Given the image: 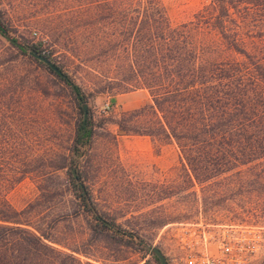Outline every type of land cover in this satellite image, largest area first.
Wrapping results in <instances>:
<instances>
[{
  "label": "rangeland",
  "instance_id": "obj_1",
  "mask_svg": "<svg viewBox=\"0 0 264 264\" xmlns=\"http://www.w3.org/2000/svg\"><path fill=\"white\" fill-rule=\"evenodd\" d=\"M160 2L173 24L196 22L213 5V0ZM146 4L0 0V21L9 34L51 53L82 87L94 123L93 143L78 157L72 150L82 101L0 33V171L16 176L0 183L1 189L20 212L18 220L82 264H158L137 238L158 246L176 264L173 258L182 250L175 228L181 223L211 231L225 225L253 228L260 234L259 249L242 264H264L263 199L246 194L236 184L237 174L220 175L211 188L202 185L191 159L167 135L152 91L130 68L147 43L140 34ZM216 25L205 31L208 48H215L207 49L210 59L242 60L222 46ZM198 160L211 162L206 155ZM74 164L98 213L120 225L124 237L93 229V213L72 191Z\"/></svg>",
  "mask_w": 264,
  "mask_h": 264
},
{
  "label": "trees",
  "instance_id": "obj_2",
  "mask_svg": "<svg viewBox=\"0 0 264 264\" xmlns=\"http://www.w3.org/2000/svg\"><path fill=\"white\" fill-rule=\"evenodd\" d=\"M146 2L140 34L147 43L138 52L142 54L129 62L137 81L152 91L167 135H173L191 159L197 180L211 188L220 175L231 179L237 174L236 184L246 194L263 199L264 217V0H213L211 11L201 12L196 22L181 24L172 23L160 0ZM216 24L222 46L227 44L231 54L242 56V60L210 59L207 49L215 48H208L205 31L207 25ZM1 26L9 30L5 24ZM12 37L21 52L29 54L32 48L52 59L39 45ZM34 59L61 79L76 98L86 99L82 87L53 59L61 74ZM81 111L72 150L78 157L92 145L94 129L92 116L84 120L82 107ZM203 155L211 162L198 160ZM73 161L70 156L69 165ZM7 175L0 171V183L16 179ZM70 181L76 198L93 213V229L124 237L120 225L98 213L79 169L77 176L71 169ZM1 185L0 264H82L75 256L55 250L43 234L18 220L20 212L6 199ZM133 239L127 236L128 243ZM137 239L161 264L150 246Z\"/></svg>",
  "mask_w": 264,
  "mask_h": 264
},
{
  "label": "built area",
  "instance_id": "obj_3",
  "mask_svg": "<svg viewBox=\"0 0 264 264\" xmlns=\"http://www.w3.org/2000/svg\"><path fill=\"white\" fill-rule=\"evenodd\" d=\"M214 230V229H213ZM181 223L175 228L182 254L176 264H242L259 249L260 234L253 228L236 225L218 227Z\"/></svg>",
  "mask_w": 264,
  "mask_h": 264
},
{
  "label": "water",
  "instance_id": "obj_4",
  "mask_svg": "<svg viewBox=\"0 0 264 264\" xmlns=\"http://www.w3.org/2000/svg\"><path fill=\"white\" fill-rule=\"evenodd\" d=\"M0 33H2L6 38H8V40H10L12 43L15 42L14 38L9 34L8 31H6L0 23ZM28 53L30 55H32L33 57H35L38 60H41L42 62H44L46 65H48L49 67H51L55 72L61 74L62 70L60 69V67L53 62V60L51 58H49L48 56L39 53L37 50L29 48L28 49ZM81 106L84 112V120H87L88 116H89V105L88 102L86 100H82L81 102ZM73 174L74 176H77V168L76 165H73ZM151 252L152 254L156 255L159 259L161 264H169L168 263V259L165 255V253L162 251L161 248H159L158 246H152L151 247Z\"/></svg>",
  "mask_w": 264,
  "mask_h": 264
}]
</instances>
